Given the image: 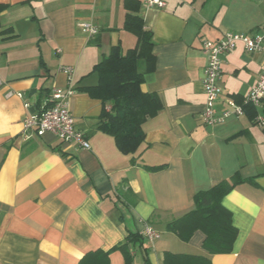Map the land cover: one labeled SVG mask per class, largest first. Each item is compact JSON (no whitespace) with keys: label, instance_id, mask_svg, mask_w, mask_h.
<instances>
[{"label":"crops","instance_id":"obj_1","mask_svg":"<svg viewBox=\"0 0 264 264\" xmlns=\"http://www.w3.org/2000/svg\"><path fill=\"white\" fill-rule=\"evenodd\" d=\"M139 1L156 57L142 89L163 107L143 124L138 151L125 154L99 129L102 101L83 90L97 85L93 69L113 46L137 45L124 28L125 0H0L8 5L0 15V264H78L89 251L125 242L129 232L142 234L145 224L164 233L154 242L143 236L152 264H163L166 251L208 256L212 264H264V126L255 123L264 107L247 106L216 126L202 118V40L254 34L264 0H166L164 8ZM82 21L99 32L90 36ZM223 59L219 109L226 97L242 102L264 67V54L245 52L242 43ZM54 87L73 88L70 107L90 149L52 133H24V118ZM235 174L244 181L223 198L239 230L232 252L209 254L201 231L185 242L166 229L194 209L196 193ZM131 251L133 264H143V251ZM110 262L125 264L123 252L113 250Z\"/></svg>","mask_w":264,"mask_h":264},{"label":"trees","instance_id":"obj_2","mask_svg":"<svg viewBox=\"0 0 264 264\" xmlns=\"http://www.w3.org/2000/svg\"><path fill=\"white\" fill-rule=\"evenodd\" d=\"M124 4L128 10L124 28L137 36V45L127 51H123L119 45L113 46L110 53L93 69L99 77L97 85L83 90L103 103L99 129L112 135L123 153L133 154L145 141L143 124L156 116L163 106L156 93L142 89L146 75L156 67L152 31L145 28L144 19L139 14V0H125ZM7 8V4L0 3V15ZM144 168L155 172L163 166ZM242 181L243 178L235 174L208 190L196 193L194 209L170 221L166 229L185 242L190 241L197 231H201L205 236L202 247L209 254L232 252L239 230L234 225L232 211L223 204V198ZM131 246H137L143 251V264H152L144 245V237L138 232H129L125 242L110 250L97 249L85 253L78 264H111L110 254L116 249L123 252L125 264H133ZM163 264L212 263L208 256L166 251Z\"/></svg>","mask_w":264,"mask_h":264},{"label":"built area","instance_id":"obj_3","mask_svg":"<svg viewBox=\"0 0 264 264\" xmlns=\"http://www.w3.org/2000/svg\"><path fill=\"white\" fill-rule=\"evenodd\" d=\"M143 2L147 7L164 8L166 6V0H143ZM79 25L90 36H94L99 32V27L92 22L82 21ZM239 43L243 44L245 52H261L264 54V22L254 34L225 32L217 40L207 38L202 40V50L208 59L202 79L203 91L206 95L202 118L208 126L220 125L233 116L244 114L247 106L264 107L263 67L256 83L242 102L226 97L223 99V108H218V101L222 94L223 57L234 52ZM64 70L68 73L69 80H72L73 69L65 67ZM4 84L5 80L0 75V88ZM73 92L74 90L71 87H54L38 112L29 114L24 118V133L29 137L52 133L63 143H77L81 148L90 149L91 144L86 134L77 128L70 107V98ZM12 94L13 92H9V95ZM15 94L22 97V93ZM255 123L264 126V113L256 116ZM142 234L151 242L160 237V232L150 224H145Z\"/></svg>","mask_w":264,"mask_h":264},{"label":"rangeland","instance_id":"obj_4","mask_svg":"<svg viewBox=\"0 0 264 264\" xmlns=\"http://www.w3.org/2000/svg\"><path fill=\"white\" fill-rule=\"evenodd\" d=\"M160 235H163L164 236V233L163 234L161 233Z\"/></svg>","mask_w":264,"mask_h":264}]
</instances>
